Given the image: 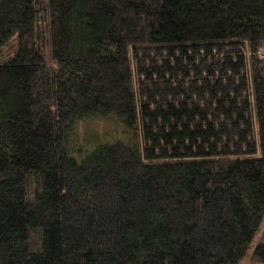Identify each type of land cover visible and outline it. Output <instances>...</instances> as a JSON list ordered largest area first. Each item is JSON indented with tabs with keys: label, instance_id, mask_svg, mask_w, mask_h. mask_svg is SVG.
Masks as SVG:
<instances>
[{
	"label": "trees",
	"instance_id": "obj_1",
	"mask_svg": "<svg viewBox=\"0 0 264 264\" xmlns=\"http://www.w3.org/2000/svg\"><path fill=\"white\" fill-rule=\"evenodd\" d=\"M263 215L264 0H0V264H238Z\"/></svg>",
	"mask_w": 264,
	"mask_h": 264
},
{
	"label": "rangeland",
	"instance_id": "obj_2",
	"mask_svg": "<svg viewBox=\"0 0 264 264\" xmlns=\"http://www.w3.org/2000/svg\"><path fill=\"white\" fill-rule=\"evenodd\" d=\"M113 129H114L113 120L111 118H101V117L100 118L90 117V118H85L83 120H80L79 122H77L76 128H75L78 134L92 133V132H104V130H106V132L108 131L110 132L111 130L113 131ZM263 221H264V215L262 217L260 226L262 225ZM260 226H259V230H257L253 243L249 245V249L246 252V255L243 257V259L238 264H253L252 259L249 255V251L250 249L253 248L254 242L260 236Z\"/></svg>",
	"mask_w": 264,
	"mask_h": 264
}]
</instances>
